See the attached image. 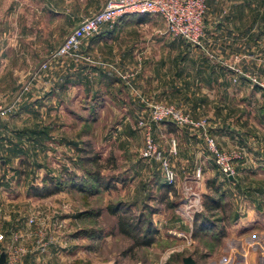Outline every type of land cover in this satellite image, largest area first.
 <instances>
[{
    "label": "rangeland",
    "instance_id": "1",
    "mask_svg": "<svg viewBox=\"0 0 264 264\" xmlns=\"http://www.w3.org/2000/svg\"><path fill=\"white\" fill-rule=\"evenodd\" d=\"M105 1L0 0V234L5 236L0 242V255L4 254L5 260L6 254L16 257L11 259L13 264H170L190 254L202 264H264L261 43L254 44L255 53L251 56L256 65L248 73L250 79L241 80L246 85L232 103L234 114L228 115L227 111L225 116H197L183 105L181 98L152 102L172 105L195 119H206L209 133L216 139L213 131H219L222 137L223 146L217 143L218 146L231 156L237 155L233 159L234 183H230L214 165L199 137L201 152L210 165L199 180H190L196 169L189 170L184 164L182 134L183 129H189L178 128L169 121L151 122L148 111L143 115L139 110L137 114L127 112L121 102L136 112L138 108L133 103L140 102L141 97L132 88L133 74L120 68L124 47L90 49L98 39H110L100 32L117 28L128 14L104 25L83 42L79 54L90 61L71 56L50 60L67 34L82 19L99 11ZM137 16L148 18L137 26L139 29L168 35L166 43L160 35L142 38L143 45L149 40L154 47L148 55L138 54L134 62L137 66L163 56L165 44L174 46V52L180 46L198 49L173 38L159 16ZM43 64H47L45 68ZM92 69L94 76L124 82L128 93L125 97L129 99L114 101L103 95L98 85L93 87L98 90L96 95H91L87 88ZM123 75L128 78L123 79ZM139 121L151 126L152 137L169 159L177 176L173 185L164 182L156 161L141 157L145 131L138 126ZM75 132L76 148L59 147V138H73ZM94 155L103 166L99 170L101 176L111 181L110 189L91 195L64 184L59 193L47 198L28 195V189L42 186L45 177L57 180L61 174L65 180L78 176L88 189L95 187L85 173L97 170L90 161ZM205 195L220 198L222 209L207 213L203 208ZM118 203L134 214L144 212L152 219L159 228L153 246L123 255L129 240L115 231L116 217L105 211L108 204ZM196 215L197 227L193 226L191 233L196 243L168 256L170 249L180 247L187 218L194 220ZM31 218L35 223H29ZM59 223L62 226L57 232L55 225ZM200 224L208 229L197 232ZM195 231L197 237H193ZM12 233L17 238H12ZM44 243L47 246L42 250ZM211 255L213 259L209 258Z\"/></svg>",
    "mask_w": 264,
    "mask_h": 264
},
{
    "label": "crops",
    "instance_id": "2",
    "mask_svg": "<svg viewBox=\"0 0 264 264\" xmlns=\"http://www.w3.org/2000/svg\"><path fill=\"white\" fill-rule=\"evenodd\" d=\"M206 2L203 49L180 46L174 52V46L165 44L166 51L163 56L150 58L147 63H145L146 61L144 64L140 62L137 66L134 62H136L138 54L148 55L154 47L149 40L146 41L148 44L143 45L142 38L160 35L164 38L165 43L168 41V35L166 36L164 32L139 29L137 26L143 25L148 20L147 17L139 18L137 16L139 14L125 15L117 28L102 30L100 34L103 33L110 39H98L90 47L91 50L101 47H108L111 50L115 45L124 47V51H122L124 55L120 59L123 64L120 68L124 72L133 74L132 85L134 87L132 88H136V93L141 97L140 102L133 103L138 108L136 112L131 111L129 104L124 101L126 98L129 99L125 97L128 93L124 88L126 85L124 82L120 84L115 80L102 79L99 75L94 76L92 69L91 78H88L91 80V84H88L87 91L91 95H96L98 90L93 87L98 85L103 89L101 92L103 95L111 97L114 101L123 100L124 103L121 102V104L130 114H137L139 110V113L143 115L144 112L149 111L148 104L160 99L173 102L176 98H181L183 105L197 116L208 114L225 116L227 111L228 115L234 114L236 109L232 108V103L237 101L239 90L246 85L245 81L250 79L248 73H251L254 69L252 66L256 65V61L254 62V58L252 59L251 56L255 53L254 44L261 43V50L264 52V0H206ZM112 51L115 53V50ZM238 58H242L240 63L237 61ZM261 67L263 71L264 57ZM239 75L247 79L243 77L241 79ZM231 80L240 81L232 82ZM217 102H223L222 105L225 104V107H222L221 103L216 105ZM127 112H124L125 115L128 114ZM213 132L216 140L218 139L217 143L223 146L219 131ZM182 134L185 144L183 156L186 168L189 170L201 168L204 176L205 168L210 165V162L201 152L203 146L199 136L196 132L193 133L187 129H183ZM76 136V132L73 138L62 136L58 140L61 142L59 147L76 148L78 143ZM191 178L190 180H195L194 176ZM229 182L234 183V179H229ZM187 189L190 190L189 187ZM193 226V218H187V226L184 229L186 234L182 236L180 247L170 249L168 256L174 253L178 254L196 243L197 240L191 238ZM172 231L180 235L177 228H173ZM190 255L197 264H202L195 255ZM183 257L180 256V262L173 263L180 264ZM209 258L213 259V255Z\"/></svg>",
    "mask_w": 264,
    "mask_h": 264
},
{
    "label": "built area",
    "instance_id": "3",
    "mask_svg": "<svg viewBox=\"0 0 264 264\" xmlns=\"http://www.w3.org/2000/svg\"><path fill=\"white\" fill-rule=\"evenodd\" d=\"M206 0H106L103 7L94 14L82 19L64 38L62 43L51 53L50 60H56L64 56H71L78 59L90 61L88 57L81 56L79 50L83 42L93 35L99 33L106 24H113L115 20L125 14H149L159 16L165 23L167 32L175 39H181L192 46L203 49L202 39L204 35V16L206 12ZM47 64H43V68ZM128 76L123 75V79ZM127 81V80H126ZM264 87V84H261ZM148 114L151 122L169 121L178 128H188L198 133L205 142L212 161L217 169L225 177H234L235 168L233 159L237 155L231 156L223 151L217 144L216 139L209 133L206 119H195L189 113L178 108L163 103L148 104ZM138 126L145 131L144 145L141 150V157L146 160L156 161L161 170L164 182L173 185L176 182V173L161 149H159L151 135V126L139 121ZM173 150L174 147H173ZM202 169L197 168L195 178L200 179ZM29 223H35L34 218ZM61 224H56L57 232ZM12 238L17 236L12 233ZM5 238L0 234V242ZM47 244H41V249L45 250ZM16 257L6 254L3 264H13L11 259Z\"/></svg>",
    "mask_w": 264,
    "mask_h": 264
},
{
    "label": "trees",
    "instance_id": "4",
    "mask_svg": "<svg viewBox=\"0 0 264 264\" xmlns=\"http://www.w3.org/2000/svg\"><path fill=\"white\" fill-rule=\"evenodd\" d=\"M99 159L97 155H94L90 159L96 167V171H85L87 178L95 184V187L88 189L85 186V181H81L78 176L73 175L71 178L65 180L61 174L57 180L51 177H45L42 186H34L28 189V195L37 198H47L59 193L64 184L69 185L72 190L91 195H97L101 189H110L111 181L109 182V180L101 176L99 172V170L103 169L102 164L99 163ZM204 199L203 208L207 213H214L222 209V200L220 198L205 195ZM105 211L109 215L116 217L115 231L129 240V245L126 250L123 251V255L133 254L134 251L138 249L150 248L156 243L158 229L154 226L152 219L144 212L134 214L129 207L122 203L108 204ZM197 218L198 215H196L193 220L195 227H197ZM206 229H208V227L205 228L200 224V228H198L197 232L200 233V231H206ZM197 232H193V237H197Z\"/></svg>",
    "mask_w": 264,
    "mask_h": 264
},
{
    "label": "water",
    "instance_id": "5",
    "mask_svg": "<svg viewBox=\"0 0 264 264\" xmlns=\"http://www.w3.org/2000/svg\"><path fill=\"white\" fill-rule=\"evenodd\" d=\"M229 179H233L232 177H229ZM5 261V255L1 254L0 255V264H3ZM170 264H175V263H170ZM180 264H197L196 261L193 259L191 255L184 256L181 260Z\"/></svg>",
    "mask_w": 264,
    "mask_h": 264
}]
</instances>
